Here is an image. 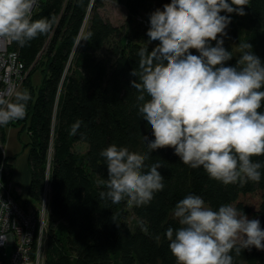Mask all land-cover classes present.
<instances>
[{
  "label": "trees",
  "instance_id": "obj_1",
  "mask_svg": "<svg viewBox=\"0 0 264 264\" xmlns=\"http://www.w3.org/2000/svg\"><path fill=\"white\" fill-rule=\"evenodd\" d=\"M105 1L124 8L122 25L101 15ZM165 3L170 0H39L33 19L55 16L52 32L23 48L14 42L9 47L30 68L23 85L32 99L20 120V130L30 135L24 145L30 180L22 204L26 209L37 205L47 191L44 264H175L166 231L179 227L173 209L189 194L201 196L214 210L231 204L249 219H259L264 229V169L259 183L225 186L202 167L185 165L172 148L149 153L144 136L154 137L138 113L137 92L130 84L135 77L130 73L138 67L139 48L149 40L150 14ZM244 9L242 35L233 31V40L251 43L264 63V0H249ZM222 38L223 47L233 52L225 66H236L240 53L235 54L231 37ZM158 43H149V51ZM211 43L215 46V41ZM37 66L40 81L33 84L30 77ZM77 120L81 126L70 135ZM79 142L87 145L82 154L74 151ZM112 144L148 154L145 171L157 161L164 165L158 169L164 188L149 204L136 207L126 200L117 205L100 199L104 190L100 181L107 178L100 152ZM252 159L264 163V156ZM4 172L5 180H10L11 166L6 162ZM128 208L140 220L136 227L127 223ZM231 254L233 264H264V250L255 247Z\"/></svg>",
  "mask_w": 264,
  "mask_h": 264
},
{
  "label": "clouds",
  "instance_id": "obj_2",
  "mask_svg": "<svg viewBox=\"0 0 264 264\" xmlns=\"http://www.w3.org/2000/svg\"><path fill=\"white\" fill-rule=\"evenodd\" d=\"M38 3L0 0V41L23 48L52 32L55 16L33 19ZM248 4L249 0H170L150 14L149 40L139 48L138 67L130 73L135 77L130 84L137 92L138 113L154 137L144 136L149 153L172 148L185 165L202 167L225 186L259 183L264 169V163L252 159L264 156V63L246 41L237 45L236 66H225L233 52L223 47L222 38L231 17L221 12L244 16ZM152 41L159 43L149 51ZM193 49L199 54H192ZM31 99L27 89L0 92V126L23 120ZM80 126L77 120L69 134L76 135ZM100 156L107 169V178L100 181V199L117 205L126 200L128 206L139 207L163 190L158 169L164 165L157 161L145 171L148 154L112 144ZM173 215L179 227H168L166 237L175 264H233V251L240 255L252 247L264 250L259 219H249L231 204L214 210L201 196L189 194L175 204ZM39 256L37 252V264Z\"/></svg>",
  "mask_w": 264,
  "mask_h": 264
},
{
  "label": "built area",
  "instance_id": "obj_3",
  "mask_svg": "<svg viewBox=\"0 0 264 264\" xmlns=\"http://www.w3.org/2000/svg\"><path fill=\"white\" fill-rule=\"evenodd\" d=\"M11 43L0 41V92L19 90L27 72L17 52L9 49ZM13 56L15 57L13 59ZM19 121H13L15 124ZM1 127V126H0ZM0 264H44L46 228L48 220V195L45 191L38 207L27 211L15 198V190L9 181L5 184V151L0 141ZM26 258V259H24Z\"/></svg>",
  "mask_w": 264,
  "mask_h": 264
},
{
  "label": "rangeland",
  "instance_id": "obj_4",
  "mask_svg": "<svg viewBox=\"0 0 264 264\" xmlns=\"http://www.w3.org/2000/svg\"><path fill=\"white\" fill-rule=\"evenodd\" d=\"M228 2L231 3V0H228ZM100 13L105 19L109 20L113 25H117V26L122 25L124 23V21H125V18H126V12H125L124 8L122 6H120V5H118V4H115V3L111 2V1H105L104 2V6L101 8ZM226 15H229L231 17V23L226 28L227 36H225V37H228V38L231 37L232 38V39H230V43L233 46V50H234L235 54L238 55L239 54V50L237 48L238 44H237V42L235 40H233V37H234L233 36V31L235 33H238L239 36L242 35L241 23H242V19L244 18L245 15L244 16H239V15H237L235 13H231V14L227 13ZM26 69H27L26 70V72H27L26 78H27L30 68H26ZM39 70L40 69L37 66L35 71H34V73L30 77V82H32L33 84H38L39 81H40V72H39ZM23 83H22V85H21L19 90L24 89ZM20 124L21 123H20V120H19V122L15 123V124H9V125H7V127H12L13 126V127L20 128ZM2 128H3V126L0 127V141H1L2 148L5 151V144H4V141H2V139H1L2 137H4L3 132H2ZM24 132H25V134L27 136V140L29 141L30 135L28 134L27 131L24 130ZM7 140L9 141V139H6V141ZM86 147H87V145L85 143L79 142V143H76L74 145V151L77 152V153L82 154V153L85 152ZM27 153H28V148H23L21 146L19 148V152L17 153L16 160L14 161V168L18 170V173L21 175V178H22L23 174H24V176H26L25 173L28 176ZM8 180L9 179L6 178V180L4 181L5 184H7L10 181V180L9 181ZM25 184H26V177L24 179H22V182H21L22 191L19 192V190L15 189V198H16V200L19 201V203L21 204L22 208L27 211L28 208L27 209L24 208L23 204H22V201L24 200L23 198H26V196H27V192L24 191L25 188H26ZM37 205L34 204V203L31 204V206H35V207ZM126 219H127V223L131 227H136L137 225L140 224V220L137 219V217L130 211L129 208L127 209V218ZM47 231H48V220H47V228H46V237H47Z\"/></svg>",
  "mask_w": 264,
  "mask_h": 264
},
{
  "label": "crops",
  "instance_id": "obj_5",
  "mask_svg": "<svg viewBox=\"0 0 264 264\" xmlns=\"http://www.w3.org/2000/svg\"><path fill=\"white\" fill-rule=\"evenodd\" d=\"M2 132L4 135L3 141L5 144V161L8 165L11 166L10 182L12 183L14 190L16 189L19 190V192H21L22 191L21 182L22 179L26 177V184H25L26 188L24 191L27 192L29 180H30L29 168H28V176L25 173L26 176H24L23 174L22 178L21 175L18 173V170L14 168V161L16 160L17 153L19 152V148L21 146L24 148L23 145H25L28 142L27 136L24 131L20 130V128L13 126L12 127L3 126ZM6 139H9V141L8 140L6 141Z\"/></svg>",
  "mask_w": 264,
  "mask_h": 264
}]
</instances>
